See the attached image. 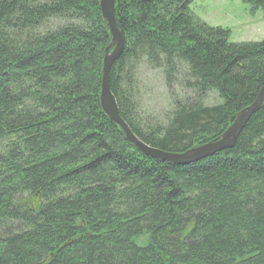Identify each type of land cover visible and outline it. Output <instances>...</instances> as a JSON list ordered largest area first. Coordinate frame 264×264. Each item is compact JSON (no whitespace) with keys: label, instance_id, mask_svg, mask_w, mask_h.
Instances as JSON below:
<instances>
[{"label":"trees","instance_id":"16d2710c","mask_svg":"<svg viewBox=\"0 0 264 264\" xmlns=\"http://www.w3.org/2000/svg\"><path fill=\"white\" fill-rule=\"evenodd\" d=\"M99 1L0 0V264H264V103L231 149L145 157L99 105L111 39ZM193 1L114 4L111 94L165 153L216 139L264 84V40L229 43ZM142 64L184 93L162 117L139 115Z\"/></svg>","mask_w":264,"mask_h":264},{"label":"rangeland","instance_id":"374dc122","mask_svg":"<svg viewBox=\"0 0 264 264\" xmlns=\"http://www.w3.org/2000/svg\"><path fill=\"white\" fill-rule=\"evenodd\" d=\"M191 13L200 21L213 28L229 32V43H256L264 40V10H252L242 0H195L190 4ZM136 92L141 117H162L170 110L175 96L183 97L177 87L168 89L160 70L142 64L136 76ZM215 102L210 95L207 105Z\"/></svg>","mask_w":264,"mask_h":264},{"label":"water","instance_id":"95a60500","mask_svg":"<svg viewBox=\"0 0 264 264\" xmlns=\"http://www.w3.org/2000/svg\"><path fill=\"white\" fill-rule=\"evenodd\" d=\"M115 1L116 0L99 1L101 18L107 25L111 36L108 46L104 49L101 69L99 105L103 114L121 130L125 140L129 144L135 147L142 155L151 159H156L174 165H187L201 161L217 152L231 149L249 118L263 105L264 84L260 88L254 102L238 111L229 126L216 139L205 144L192 147L185 152L165 153L145 145L133 135L126 123L120 118L116 101L111 94L109 87L110 68L115 60H117L121 55L124 47L122 35L117 29L114 18Z\"/></svg>","mask_w":264,"mask_h":264}]
</instances>
